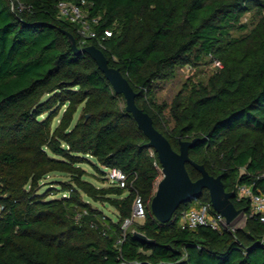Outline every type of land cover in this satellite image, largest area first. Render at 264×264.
Wrapping results in <instances>:
<instances>
[{
    "label": "trees",
    "instance_id": "1",
    "mask_svg": "<svg viewBox=\"0 0 264 264\" xmlns=\"http://www.w3.org/2000/svg\"><path fill=\"white\" fill-rule=\"evenodd\" d=\"M63 1L86 2L88 19L98 20L97 39L84 42L79 26L59 17ZM253 12L261 17L253 31L235 37ZM63 31L79 48L100 49L121 71L175 151L181 141L197 140L191 159L234 193L247 216L243 228L184 230L188 203L168 224L155 219L158 155L124 97L89 55L73 51ZM205 58L223 67L187 100L176 97L170 130L154 84ZM87 157L122 170L127 188L86 180ZM187 169L194 181L201 177L192 164ZM54 173L71 178L62 185L66 198L50 199L57 190L39 195ZM240 186L264 194V0H0V264H264V222L250 199L238 198ZM137 198L145 222L124 229ZM89 200L113 207L117 220ZM200 204H211L207 191Z\"/></svg>",
    "mask_w": 264,
    "mask_h": 264
},
{
    "label": "water",
    "instance_id": "2",
    "mask_svg": "<svg viewBox=\"0 0 264 264\" xmlns=\"http://www.w3.org/2000/svg\"><path fill=\"white\" fill-rule=\"evenodd\" d=\"M73 51L76 54L89 55L98 65V68L110 82L114 92L123 96L126 102V111L136 121L139 130L149 139L147 148L157 153L161 164L162 179L157 183L155 195L151 202V211L155 219L161 224H168L176 212L185 204L202 197L208 192L213 209L220 213L227 225L233 224L242 214L234 204L235 195L228 192L220 176H212L204 165L195 163L190 156V150L197 140L181 141L179 152L175 151L169 140L156 129L153 118L138 107V94L131 87L128 80L117 68L110 67L105 54L95 46L79 48L74 36L66 31ZM192 164L201 177L194 181L187 169ZM135 236L144 243L154 244L145 235L135 233Z\"/></svg>",
    "mask_w": 264,
    "mask_h": 264
},
{
    "label": "rangeland",
    "instance_id": "3",
    "mask_svg": "<svg viewBox=\"0 0 264 264\" xmlns=\"http://www.w3.org/2000/svg\"><path fill=\"white\" fill-rule=\"evenodd\" d=\"M260 19V15L255 12L248 14L242 19L241 22V24L246 26V29H237L236 32H234V36L243 37L250 34L253 31V28L258 24ZM219 69L220 67L219 65H217V62H213L212 60L205 58L198 65L177 68L176 75L173 79L159 81L154 84L157 102L159 104H165L167 107L164 113L167 128L172 130L176 126L175 120L171 113V108L176 97L179 94H183V96L187 100L193 87L199 85H208L210 78L217 71H219ZM80 115L81 111H79L75 118L78 119ZM61 116L62 113H60V115L54 120V126H57L60 123ZM87 160H89L90 163H85L82 165V168L86 171V180L92 182L95 186L99 188L112 186V183L107 177V171L105 170V168H103L94 159L90 157H87ZM101 171L106 172L105 176L101 173ZM161 179L162 173L158 182ZM70 182L71 178L69 175L62 173H54L44 181V185L39 191V195L44 196L52 192L53 190H57V193L54 196H49L50 199L66 198L69 194L67 192L61 191L63 188L62 185L70 184ZM88 203H90V205L94 209L100 210L103 214L112 217L114 220H117V211L110 205H106L102 202H94L92 200H89ZM199 203L200 198L195 199L188 204H191L192 207H196ZM246 221L247 216L245 214H242L233 224L227 225L226 227L230 228L231 231L235 232V230L243 228L246 224ZM135 222L138 224H143L145 222V218L139 219ZM131 227L132 225L127 229Z\"/></svg>",
    "mask_w": 264,
    "mask_h": 264
},
{
    "label": "built area",
    "instance_id": "4",
    "mask_svg": "<svg viewBox=\"0 0 264 264\" xmlns=\"http://www.w3.org/2000/svg\"><path fill=\"white\" fill-rule=\"evenodd\" d=\"M86 2L81 4H74L71 2L63 1L58 6L59 17L71 24L79 26V34L83 41L87 39H97V33L95 32L93 25L98 23L97 19L89 20L85 12L84 7ZM111 31H106L105 36L107 38L112 37ZM103 46L102 43H100ZM219 67H223L222 64H218ZM151 155H154V151L151 150ZM155 165H157L155 163ZM107 171V177L112 183V186L119 187L121 189L127 188L128 176L120 169H105ZM238 198H248L251 200V206L254 216H259L261 221L264 222V194H255L251 187L240 186L238 192ZM212 204H198L196 207H191L188 211L184 212L180 218V226L184 230L195 231L200 227H209L215 231H223L226 228L225 218L218 212H216ZM146 217V206L143 204L140 198H137L134 204V212L131 219L125 221L123 228L127 229L135 221L144 219Z\"/></svg>",
    "mask_w": 264,
    "mask_h": 264
}]
</instances>
